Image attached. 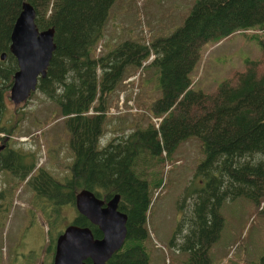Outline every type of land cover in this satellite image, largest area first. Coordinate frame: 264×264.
I'll return each mask as SVG.
<instances>
[{"label": "trees", "instance_id": "obj_1", "mask_svg": "<svg viewBox=\"0 0 264 264\" xmlns=\"http://www.w3.org/2000/svg\"><path fill=\"white\" fill-rule=\"evenodd\" d=\"M22 2L34 9L38 30L53 29L54 49L36 89L59 106L53 120L65 121L72 153L63 183L40 167L27 183L37 196L45 192L55 205L73 208L74 195L81 189L103 201L118 194L117 209L126 215V235L105 264H151L156 250L148 228L156 199L151 203L152 190L167 183L164 161H169L177 143L196 137L204 157L182 191L167 244L174 254H186L184 260L172 257L170 264L175 260L176 264H211L208 251L222 227V202L246 198L264 215V0H196L183 23L167 37L151 38L148 45L141 38L123 40L101 54H95V49L114 0H0V55L4 53L0 116L17 69L8 47ZM250 29L259 31L253 39L260 58L246 59L243 70L220 82L212 93L192 89L189 75L200 46ZM150 55L147 65L155 67L159 95L147 109L160 118L157 128L150 123L115 135L98 148L106 98L126 77L143 70L142 63ZM19 114L6 118L0 132L10 135L17 130L23 120ZM27 156L30 162L25 164ZM33 159L30 152L5 146L0 151V169L24 180L35 167ZM153 166L159 167L158 172L151 171ZM41 178L43 189L38 188ZM71 223L88 227L94 238L101 237L98 228L76 210ZM60 232L48 231L45 253L50 258ZM159 262L163 264L162 255ZM255 264H264V253Z\"/></svg>", "mask_w": 264, "mask_h": 264}, {"label": "rangeland", "instance_id": "obj_2", "mask_svg": "<svg viewBox=\"0 0 264 264\" xmlns=\"http://www.w3.org/2000/svg\"><path fill=\"white\" fill-rule=\"evenodd\" d=\"M195 2L114 0L108 9L104 36L97 54L111 50L123 40L136 41L141 38L149 43L151 38L167 37L183 23ZM258 32L252 29L237 31L216 43L210 40L203 43L189 75L192 89L212 93L220 82L241 72L246 59H259L261 52L253 39V35H259ZM146 65L143 70L138 69L134 75L126 77L106 98L105 121L98 148L105 146L115 135L144 129L150 123L157 128L160 118L150 115L147 109L148 103L159 95L157 72L152 65ZM4 100L0 126L4 127L6 118L19 113H22L23 120L10 135L0 132V143L1 139L6 138L7 147L29 151L34 155L35 167L41 166L55 180L63 183L69 176L68 165L72 162V153L65 121L61 117L53 120L59 106L37 89L18 106L12 104L7 96ZM203 157L199 140L190 137L179 141L169 161H164L163 168H167V171L163 170V174H166L167 183L152 190L150 199L152 203L156 197L148 226L156 249L152 253L151 264H160L161 251L163 264H170L172 257L186 258L185 253L179 255L178 251H174L178 253L174 254L173 249L168 248L167 239L178 218L177 206L182 191L193 179L196 166ZM29 162L30 157L27 156L25 164ZM158 169V166H153L151 171L158 172ZM7 180V183L13 181V190L12 197L9 196L6 202V209L0 213V252L11 251L12 261L18 263L22 253L24 256L27 253L37 255L38 246L43 248L47 241L48 231L52 235L61 231L71 223L75 210L67 204L55 205L50 199L33 209L30 202L32 197L35 198L33 188L22 180L15 183L18 180L11 173L0 169V188L5 186ZM219 213L222 227L217 241L208 251L211 264H255L264 253V215L251 200L242 197L222 202ZM233 246L234 250L230 251L228 247ZM47 256H44V262H50V254Z\"/></svg>", "mask_w": 264, "mask_h": 264}, {"label": "water", "instance_id": "obj_3", "mask_svg": "<svg viewBox=\"0 0 264 264\" xmlns=\"http://www.w3.org/2000/svg\"><path fill=\"white\" fill-rule=\"evenodd\" d=\"M34 15L32 6L22 2L9 35L8 49L17 65L8 89V100L14 105L25 101L36 89L54 49L53 29L38 30ZM118 198L114 194L103 201L87 189L76 192L75 210L98 228L101 237L94 238L88 227L67 224L55 238L51 264H86V260L88 264H105L126 235V215L117 209Z\"/></svg>", "mask_w": 264, "mask_h": 264}, {"label": "flooded vegetation", "instance_id": "obj_4", "mask_svg": "<svg viewBox=\"0 0 264 264\" xmlns=\"http://www.w3.org/2000/svg\"><path fill=\"white\" fill-rule=\"evenodd\" d=\"M1 144L3 145V147L6 146V138L1 139ZM35 168V167H34ZM34 168L33 170H31L30 173H28V175L24 178L23 183H27V181L29 180V178L31 176L37 175L38 174V169L36 172H34ZM5 171V170H4ZM32 173L34 175H32ZM13 181L11 183H6L4 188L1 189L0 188V213H3L4 210L6 209V202L9 199V196L12 197V190H13V185H12ZM44 180L41 178V183L38 186V188H44ZM34 193H35V197H36V190L33 189ZM43 191V190H42ZM45 192L42 193V195L40 194L39 196H37L34 200H32L31 198V206L34 208H39L41 207V205H43L46 201L47 198H45ZM32 197V196H31ZM2 205V206H1ZM28 212H30V210H28ZM24 218V217H23ZM40 225H41V221H40ZM30 233H33L32 231H29ZM45 247H46V243L44 244V247L42 248L41 246H38V253L37 255H33L30 253H27L25 256L22 253L21 254V258H19V260L16 262L12 261V252L11 251H7L4 252V254H2V252H0V264H47L48 262H44V256L47 258V254L45 253ZM18 254V253H17ZM20 254V253H19ZM18 254V255H19Z\"/></svg>", "mask_w": 264, "mask_h": 264}, {"label": "bare ground", "instance_id": "obj_5", "mask_svg": "<svg viewBox=\"0 0 264 264\" xmlns=\"http://www.w3.org/2000/svg\"><path fill=\"white\" fill-rule=\"evenodd\" d=\"M146 44L148 45V43L146 42ZM99 50H100V44L97 46V49L95 50V52H96V54L99 52ZM3 58H4V54H3ZM2 58V59H3ZM152 59V55H150L149 57H148V59L146 60V61H144L143 63H142V66L143 65H145V64H147V63H149L150 62V60ZM45 72H46V70H45ZM24 102V101H23ZM23 102H21V103H19V104H17L16 106H18V105H20V104H22ZM136 112H137V110L136 109H134ZM0 151L1 150H3L4 149V147H3V145L0 143ZM26 152H29V151H26ZM39 167H41V166H39ZM38 167V168H39ZM37 166L34 168V172H36L37 171ZM32 175H34L33 173H32ZM8 182V180L6 181V183ZM11 182H12V180H11ZM18 182L19 181H15V183H17L18 184ZM15 185V184H14ZM4 187H2L1 189H3ZM36 197H37V195H36ZM35 197V198H36ZM34 197H32V200H34L35 199ZM119 199V198H118ZM126 222V221H125ZM47 240H48V237H47ZM46 245H47V241H46ZM233 245V244H232ZM229 249H231L230 251H233L234 250V248H235V246H233V247H228ZM162 252L163 251H161L160 252V254L162 255ZM161 255H160V257H161ZM47 264H50V262H48Z\"/></svg>", "mask_w": 264, "mask_h": 264}, {"label": "crops", "instance_id": "obj_6", "mask_svg": "<svg viewBox=\"0 0 264 264\" xmlns=\"http://www.w3.org/2000/svg\"><path fill=\"white\" fill-rule=\"evenodd\" d=\"M103 53H105V52H103Z\"/></svg>", "mask_w": 264, "mask_h": 264}]
</instances>
